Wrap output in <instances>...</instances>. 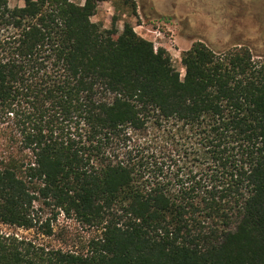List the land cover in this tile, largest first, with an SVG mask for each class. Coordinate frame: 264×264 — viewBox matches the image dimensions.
Listing matches in <instances>:
<instances>
[{"label": "trees", "instance_id": "obj_1", "mask_svg": "<svg viewBox=\"0 0 264 264\" xmlns=\"http://www.w3.org/2000/svg\"><path fill=\"white\" fill-rule=\"evenodd\" d=\"M99 1L0 0V222L93 232H0V264H264V54L196 40L182 75Z\"/></svg>", "mask_w": 264, "mask_h": 264}, {"label": "rangeland", "instance_id": "obj_2", "mask_svg": "<svg viewBox=\"0 0 264 264\" xmlns=\"http://www.w3.org/2000/svg\"><path fill=\"white\" fill-rule=\"evenodd\" d=\"M8 1L12 6L24 4V0ZM74 1L84 3L85 0ZM136 1L146 6L143 17L139 14L134 16L131 6L123 4V0H100L92 19L109 27L114 16H117L120 29L126 21L135 27L141 24L144 27L138 30L148 39L151 38V33L146 28L161 25L166 38L159 46H166L182 75L185 72L181 62L182 52L196 40L204 41L216 52L225 51L237 44H247L251 46L257 60L264 54V0ZM154 4L160 8V12H155ZM37 206L41 209L39 216L41 222H44L43 229L38 228L39 226L25 229L0 222V232L36 238L67 248L77 246L92 235V230L77 219L67 217L63 212L57 213V210L42 203ZM46 223L50 224L52 230L49 236L44 233Z\"/></svg>", "mask_w": 264, "mask_h": 264}, {"label": "built area", "instance_id": "obj_3", "mask_svg": "<svg viewBox=\"0 0 264 264\" xmlns=\"http://www.w3.org/2000/svg\"><path fill=\"white\" fill-rule=\"evenodd\" d=\"M146 29L149 33H151V38L149 39L154 42L156 47H158L159 44H161L162 40L166 38V33L163 31L161 25H156V26H153L152 28H149V29L146 28ZM172 38L173 37H171V40L174 41Z\"/></svg>", "mask_w": 264, "mask_h": 264}, {"label": "crops", "instance_id": "obj_4", "mask_svg": "<svg viewBox=\"0 0 264 264\" xmlns=\"http://www.w3.org/2000/svg\"><path fill=\"white\" fill-rule=\"evenodd\" d=\"M154 6L156 7V8H155V12H160V8L157 7L155 4H154ZM145 8H146L145 5L138 4V14H139L141 17H143V16H142L143 13L146 12ZM151 11H152V9H151V7H150L149 12H151ZM140 28H142V25H141V24H138L137 27H135V30H136L138 33H140L139 30H138V29H140ZM140 34H141V33H140Z\"/></svg>", "mask_w": 264, "mask_h": 264}]
</instances>
